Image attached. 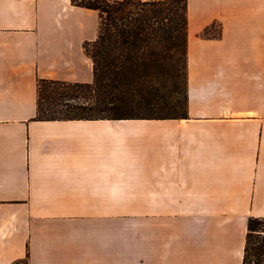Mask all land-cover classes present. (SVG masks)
<instances>
[{"label": "crops", "instance_id": "crops-1", "mask_svg": "<svg viewBox=\"0 0 264 264\" xmlns=\"http://www.w3.org/2000/svg\"><path fill=\"white\" fill-rule=\"evenodd\" d=\"M98 21L0 0V264H241L264 217V0H187V117L34 120L38 79L92 82Z\"/></svg>", "mask_w": 264, "mask_h": 264}, {"label": "trees", "instance_id": "trees-1", "mask_svg": "<svg viewBox=\"0 0 264 264\" xmlns=\"http://www.w3.org/2000/svg\"><path fill=\"white\" fill-rule=\"evenodd\" d=\"M70 1L98 13L93 79H38L34 120L187 117V0ZM241 264H264V217L247 219Z\"/></svg>", "mask_w": 264, "mask_h": 264}, {"label": "rangeland", "instance_id": "rangeland-1", "mask_svg": "<svg viewBox=\"0 0 264 264\" xmlns=\"http://www.w3.org/2000/svg\"><path fill=\"white\" fill-rule=\"evenodd\" d=\"M213 30H215V29H213Z\"/></svg>", "mask_w": 264, "mask_h": 264}]
</instances>
